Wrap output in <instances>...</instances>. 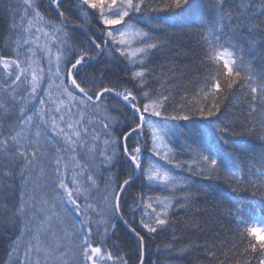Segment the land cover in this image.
<instances>
[{"label":"snow or ice","instance_id":"6c2138e0","mask_svg":"<svg viewBox=\"0 0 264 264\" xmlns=\"http://www.w3.org/2000/svg\"><path fill=\"white\" fill-rule=\"evenodd\" d=\"M19 4V22L4 44L11 51L0 54V192L20 178L16 202L0 208V224L7 216L17 230L13 264H128L108 247L117 223L134 236L145 264L142 232L175 231L174 206L192 201V186L177 169L201 178L200 196L244 186L264 204V154L253 158L233 139L238 125L224 104L238 96L249 130L257 123L264 129V66L254 71L249 60L264 53V0H48L56 20L41 11L43 0ZM91 19L96 25L86 28ZM190 27L202 29L205 74L177 102L169 90L177 80L161 83L150 65L169 33ZM80 32L87 44L77 40ZM113 68L122 74L115 82ZM177 142L189 160L177 159ZM138 181L172 196L130 203ZM257 222L264 224V215L236 216L237 239L218 235L206 255L215 264H241L239 257L264 264Z\"/></svg>","mask_w":264,"mask_h":264},{"label":"trees","instance_id":"16d2710c","mask_svg":"<svg viewBox=\"0 0 264 264\" xmlns=\"http://www.w3.org/2000/svg\"><path fill=\"white\" fill-rule=\"evenodd\" d=\"M19 8V0H0V54L11 51L10 48L6 49L4 44L8 36L12 34L13 22H19ZM13 10L16 11L15 16H13ZM41 11L48 18L57 19L53 8L48 6V0H43ZM66 15L73 24L79 25L82 23L75 15L67 12ZM95 25V19H91L90 24L85 25V27L90 28ZM201 31L200 28L190 27L184 31L178 30L169 33L167 47L162 54H158L153 59V63L150 65L155 70L156 75L163 78L161 83L170 77L177 80V83L171 84L169 89L177 102L180 101L181 95L185 93L190 95L198 87V81L205 74L200 71L203 58L199 39ZM75 35L80 43H88L87 37L82 32ZM249 60L253 64V70L258 71L264 66V53L258 51L249 57ZM96 67L103 68L104 65H96ZM170 68H174L175 72L169 71ZM109 75L112 77V82H115L122 74L119 69L113 68L112 73H109ZM0 76H2V73H0ZM149 82L155 88L161 87V83H156L154 79L150 78ZM181 85L184 87H181ZM177 91H179V94H177ZM112 103L115 104L116 101ZM224 104L228 108L229 122L238 125L235 127L238 135L234 136L233 139L253 158L258 159L264 154V139H261L264 136V129H261L259 123H257L255 129L249 130L248 121L251 118L248 115L246 102L238 96L234 98L233 95H229ZM113 115H118V113H113ZM261 118V114L256 113V120L259 121ZM177 145L178 142L173 143V148L179 153L177 159L181 161L189 160L190 157L184 154ZM176 171L185 177L192 186L190 189L192 201L187 207L174 206L171 216L175 231L169 228L159 234L142 232L145 235V264H215V258L206 255V246H210L218 235L221 242H231L237 239L235 217L241 216L248 220L249 212L253 215H264V204L260 202L259 195L253 196V190L248 188L245 191L244 186H241V190L236 193H232L230 188L224 186L219 189L216 197L206 198L200 196L196 193V186L201 183V178L184 169H177ZM5 183H10L13 187L10 190L6 189L0 192V208L6 205L10 210L12 204L16 202L20 178L16 176L11 181H5ZM140 195L163 198L171 197L172 193L156 186L152 188L145 187L138 181L132 189L129 202L131 203L133 197ZM125 218H129L127 213ZM117 229L118 231L108 241V247L114 255L125 257L128 264H139L134 236L120 223H117ZM16 236V228L8 223L7 216H5L4 222L0 224V264H13L14 258L9 255V252L11 243L16 239ZM113 244L117 245L118 248L113 247ZM242 248L243 245L237 249V252L242 251ZM220 259H223V257L221 256ZM236 259L234 257L233 261ZM239 259L243 264V257H239Z\"/></svg>","mask_w":264,"mask_h":264},{"label":"rangeland","instance_id":"374dc122","mask_svg":"<svg viewBox=\"0 0 264 264\" xmlns=\"http://www.w3.org/2000/svg\"><path fill=\"white\" fill-rule=\"evenodd\" d=\"M257 226L264 227V224H261V223L257 222Z\"/></svg>","mask_w":264,"mask_h":264},{"label":"bare ground","instance_id":"6f19581e","mask_svg":"<svg viewBox=\"0 0 264 264\" xmlns=\"http://www.w3.org/2000/svg\"><path fill=\"white\" fill-rule=\"evenodd\" d=\"M145 256H146V251H145V254H144V262H145Z\"/></svg>","mask_w":264,"mask_h":264}]
</instances>
